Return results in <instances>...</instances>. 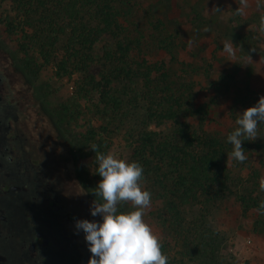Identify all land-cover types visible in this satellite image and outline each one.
I'll use <instances>...</instances> for the list:
<instances>
[{
    "label": "trees",
    "instance_id": "16d2710c",
    "mask_svg": "<svg viewBox=\"0 0 264 264\" xmlns=\"http://www.w3.org/2000/svg\"><path fill=\"white\" fill-rule=\"evenodd\" d=\"M0 2L11 5L15 17L8 26L22 34V50L37 52L60 78L78 77L74 98L89 103L102 121L85 134L86 142L108 154L115 136L126 130L130 162L142 165L143 181L163 205L167 235L161 250L168 264H252L220 255L222 238L210 228L209 215L237 180L243 211L257 210L264 200L261 173L247 159L240 163L250 168L244 181L235 172L239 163L227 161V137L207 130L209 111L199 102L196 70L184 63L175 67L176 40L165 23L143 17L141 0ZM151 46L171 61L153 59ZM210 77L206 72L211 89L221 92ZM246 101L247 108L254 106ZM242 146L248 156L253 145ZM94 166L96 174V160ZM173 244L180 258L171 257Z\"/></svg>",
    "mask_w": 264,
    "mask_h": 264
},
{
    "label": "rangeland",
    "instance_id": "374dc122",
    "mask_svg": "<svg viewBox=\"0 0 264 264\" xmlns=\"http://www.w3.org/2000/svg\"><path fill=\"white\" fill-rule=\"evenodd\" d=\"M141 2V15L162 20L175 38L179 62L175 67L181 68L180 63H184L187 68L196 70L194 79L199 102L209 111L207 130L227 137L237 127V114L247 109L244 100L248 98L250 105H255L264 96V32L260 31L264 0H248L243 15L235 12L240 7L239 0ZM14 17L10 3L0 2V64L6 67L7 77L14 87L33 100V117L41 122L40 134L49 145V154L64 167V198L78 208L83 220L102 222L100 216L90 214L96 199L92 190L100 180L95 174L94 153L84 138L92 127H100L102 121L91 112L89 103L74 98L76 75L60 78L55 66H44L37 52L20 48L22 34L8 26L13 25ZM225 42L233 43V56L224 52ZM154 49L155 46H151L153 59L171 61L169 55ZM206 72L210 73V81L220 85L221 92L211 89ZM167 128L163 130L168 131ZM259 130L258 138L250 141L253 146L247 161L251 169L259 170L264 177V126ZM128 141L126 130L119 132L109 153L130 162ZM56 142L58 145L53 144ZM246 167L239 163L235 170L244 181L250 174V168ZM238 183L237 180L231 195L212 207L209 226L222 238L220 255L223 258L264 264V215L257 210L243 211L238 199ZM142 186L151 193V206L143 219L162 244L167 235L162 224L163 205L150 184L142 181ZM133 210L130 202L118 205L120 213ZM169 249L171 257L180 258L178 247L173 244Z\"/></svg>",
    "mask_w": 264,
    "mask_h": 264
},
{
    "label": "flooded vegetation",
    "instance_id": "af4514ba",
    "mask_svg": "<svg viewBox=\"0 0 264 264\" xmlns=\"http://www.w3.org/2000/svg\"><path fill=\"white\" fill-rule=\"evenodd\" d=\"M32 107L0 64V264H88L81 212L64 198V167Z\"/></svg>",
    "mask_w": 264,
    "mask_h": 264
},
{
    "label": "clouds",
    "instance_id": "9594fccd",
    "mask_svg": "<svg viewBox=\"0 0 264 264\" xmlns=\"http://www.w3.org/2000/svg\"><path fill=\"white\" fill-rule=\"evenodd\" d=\"M239 5L235 12L243 15L248 0H239ZM260 31L264 32V16L260 17ZM223 50L233 56V43L225 42ZM237 116V127L227 136L226 142L232 146L227 161L243 163L248 159L243 142L256 140L259 125L264 124V96ZM89 148L95 153L96 174L101 177L92 190L96 199L92 202L90 214L100 216L102 222L85 219L75 223L77 232L85 234L91 253L88 264H168L158 236L143 219L146 209L151 206V193L142 186V165L112 153H101L96 145ZM259 188L264 192V177L259 180ZM129 202L133 211L118 212V205ZM257 212L264 215V200L259 202Z\"/></svg>",
    "mask_w": 264,
    "mask_h": 264
}]
</instances>
